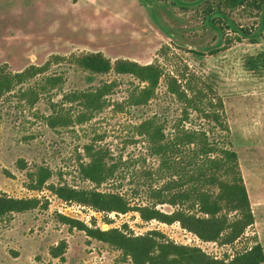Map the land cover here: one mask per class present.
<instances>
[{
	"label": "rangeland",
	"instance_id": "obj_1",
	"mask_svg": "<svg viewBox=\"0 0 264 264\" xmlns=\"http://www.w3.org/2000/svg\"><path fill=\"white\" fill-rule=\"evenodd\" d=\"M216 3L217 0H0V64L8 63L11 70L18 71L30 64H43L54 54L102 51L112 59L158 62L168 69L187 65L211 82L224 100L254 223L232 243L203 241L179 222L146 221L135 211L98 212L63 200L48 189L49 184L93 186L80 175L79 162L86 160L84 146L95 140L97 145L109 147L114 155L128 159L121 168L126 176L121 189L133 197L135 204L147 203L145 191L152 178L145 171L157 165V160L148 156L144 143L132 142V125L159 109V104L170 108L173 115L179 109L162 81L159 99L151 107L116 111L114 104L125 99L137 79L114 72L96 74L62 61L52 64L48 72L61 77V81L42 92L36 103L21 100L17 94L0 103V194L41 200L33 210L0 218V264H133L121 249L64 223L60 215L90 227H117L129 235L156 230L164 234V239L200 247L226 262L257 242L264 248V6L260 11L224 9ZM242 29L248 32L243 34ZM164 46L168 51L161 54ZM36 81L40 77L32 84ZM106 81H116L106 96L109 105L91 120L68 127L51 128L47 124L45 116L53 113V104L73 117L82 111L79 101L70 102L65 95ZM139 156L148 159L137 161ZM40 165L49 167L53 174L43 190H33L29 173ZM110 183L100 188H112ZM113 184L117 186L120 181ZM158 208L166 212L175 209L169 204ZM61 241L67 242L64 261L51 254V248Z\"/></svg>",
	"mask_w": 264,
	"mask_h": 264
},
{
	"label": "trees",
	"instance_id": "obj_2",
	"mask_svg": "<svg viewBox=\"0 0 264 264\" xmlns=\"http://www.w3.org/2000/svg\"><path fill=\"white\" fill-rule=\"evenodd\" d=\"M216 5L224 9L244 7L260 11L264 0H217ZM242 32L246 34L248 31L242 29ZM167 51L168 47L164 46L160 52L166 54ZM62 61L96 74L114 72L137 79L138 83H133L125 99L114 104L116 111L123 112L126 107H151L159 99L158 88L162 81L166 93L177 101L179 109L173 115L170 108L159 104V109L132 125V142L144 143L148 156L157 160V165L155 163L145 171L152 178L145 191L149 198L147 203L135 204L133 197L121 189V182L126 177L121 168L128 164V159L123 155H114L109 147L97 145L95 140L84 146L86 160L79 162L80 175L93 186L81 188L66 183L49 184L48 189L63 200L78 202L98 212L126 214L135 211L146 221L179 222L203 241L232 243L254 223L239 153L234 147L226 118L225 103L211 82L191 71L187 65L180 69H168L158 62L142 64L129 58L112 59L102 51L73 53L70 56L54 54L43 64H30L18 71L11 70L8 63L0 64V103L12 94L30 104L36 103L42 92L55 88L61 81V77L48 72L52 64ZM38 77L40 81L32 84ZM115 86L116 81H106L88 90L65 95L70 102L79 101L82 111L73 117L56 109L53 104V113L45 116L47 124L57 128L91 120L109 105L106 96ZM147 159L146 156L137 157V161L146 162ZM52 174L49 167L38 166L29 173L30 187L43 190ZM118 180L120 184L115 186L113 183ZM108 183L113 187L100 188ZM40 204L38 197H14L3 192L0 194V218L33 210ZM160 204H169L175 209L166 212L158 208ZM231 214H234L233 217ZM60 216L64 223L121 249L133 260V264L264 262V248L259 242L226 262L225 259L210 256L200 247L164 239V234L156 230L143 235H129L117 227H90L78 219ZM66 246L67 242L61 241L51 248V254L64 261Z\"/></svg>",
	"mask_w": 264,
	"mask_h": 264
},
{
	"label": "built area",
	"instance_id": "obj_3",
	"mask_svg": "<svg viewBox=\"0 0 264 264\" xmlns=\"http://www.w3.org/2000/svg\"><path fill=\"white\" fill-rule=\"evenodd\" d=\"M82 205H79V207H81Z\"/></svg>",
	"mask_w": 264,
	"mask_h": 264
}]
</instances>
